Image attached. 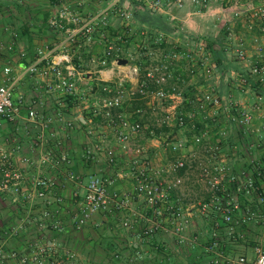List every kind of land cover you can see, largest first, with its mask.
<instances>
[{
    "label": "built area",
    "instance_id": "built-area-1",
    "mask_svg": "<svg viewBox=\"0 0 264 264\" xmlns=\"http://www.w3.org/2000/svg\"><path fill=\"white\" fill-rule=\"evenodd\" d=\"M73 1L58 0L57 14L49 20L52 29L65 35L64 48L75 44L80 38L89 37L99 28L106 29L111 13L116 12L122 19L123 33L114 40L106 36L108 43L99 64L103 68L120 67L118 61L122 50L121 43L124 36L133 34L130 0H109L104 9L85 17L73 11ZM194 2L204 8L208 5V0ZM234 4V18L244 20V25L255 42L252 50H249L244 41L236 48V57L242 65V71L221 74L208 45L200 42L184 50L170 49L161 55L156 64L145 69L137 64L133 65V57L129 55L127 73L119 72L116 80L104 76L99 80L103 83L101 90L104 95L96 101L97 107L103 111L107 125L116 131V145L119 150L131 157L129 171L136 181L135 193L144 199L152 211L151 216L144 218V238L164 231L165 220L169 218L173 224V234L181 242L185 241L183 233L188 228L192 215L186 212L187 209L173 204L171 197L181 189L185 176L190 172L198 175L208 195L206 201L198 203L197 206L191 203L190 208L203 215H208L210 211L218 214L231 237L243 238L237 228L252 224L263 212L264 0H234ZM170 5L171 2L153 0L149 3V9L159 11ZM174 5L181 9L184 1L175 0ZM256 27L259 28V34L255 33ZM13 37L16 39L17 34H13ZM165 42V35L159 33L155 43L162 45ZM14 49L15 43L12 42L0 46V124L5 122L17 127L18 123H22L21 132L31 140L30 156L23 154L24 147L21 143L12 146L9 139L0 142V198L10 201L16 208L15 215L19 216L23 210V214L19 216L20 221L7 232L11 236L29 230L33 225V215L29 209L38 204L44 206L43 219L50 221L52 230L58 232L62 229L61 224L54 219V213L49 206L54 199L58 203L64 200L56 197L59 186L57 176L62 171L60 165H65L68 158L65 153H60L62 142L51 147L49 138H52V119L40 116L34 107H26L24 95L15 94L17 78L13 76V67L4 65V52ZM20 56L25 57L26 53L20 51ZM42 63H45L44 67H40ZM182 63H185L190 78H201L207 83V88L198 92L187 103L183 95L187 80L179 73ZM27 73L40 74L45 80L48 92H60L67 96H75L78 93V83L85 79L84 73L73 63L68 53L48 59L46 51L43 50L38 52V59L28 67ZM221 81L228 87V98L219 93ZM167 87L170 89L166 90ZM86 89L92 92L94 87L89 85ZM238 93L245 98L237 99ZM85 94L83 92V97H86ZM138 100L146 101V109L138 108L130 116L122 112L126 102ZM166 100L171 103H161ZM151 101L158 103H150ZM160 109L162 114L157 111ZM146 111L156 117L155 129H178L193 133L191 139H179L167 144L175 160L161 168L150 163L140 165L139 159L145 149L140 145H132V140L144 129L136 116H142ZM60 121H63L62 118ZM100 150L99 146L94 145L87 153L94 156ZM16 156L20 157V163ZM241 161L243 163L239 164ZM109 162L115 163L114 155L110 154ZM48 167L56 173L55 176L44 174ZM64 176L77 188L74 197H78L80 210L76 221L78 227L84 226L95 214L130 209L131 196L112 191L110 187L113 180L90 175L84 184V177L71 170ZM82 188L84 192L80 195ZM249 201L256 203L254 208L249 206ZM27 206L30 207L29 211H25ZM38 224L42 226L44 223ZM123 226L130 228V220L126 219ZM213 226L210 249L218 251V230L221 222L214 221ZM224 258V254L219 251L211 263L221 264V259ZM225 263L264 264V245L258 243L254 246L253 259L242 256L227 259ZM0 264L84 263L75 252L54 243L48 244L40 238L38 241L29 242L20 251L8 250L5 241H0Z\"/></svg>",
    "mask_w": 264,
    "mask_h": 264
},
{
    "label": "crops",
    "instance_id": "crops-1",
    "mask_svg": "<svg viewBox=\"0 0 264 264\" xmlns=\"http://www.w3.org/2000/svg\"><path fill=\"white\" fill-rule=\"evenodd\" d=\"M152 1H129L133 14V34L124 36L120 59H127L136 46L140 47V50L145 49L146 43L153 48L162 49L164 53L175 48H192L202 42L208 45L212 57H221L226 72L242 71L239 61L233 64L236 48L244 41L249 50H252L255 42L252 40V34L246 29L244 20L234 18V0H208L206 8L199 6L194 0H183L184 6L181 9L175 7V0H163L164 3L171 2V5L159 11L149 9V3ZM57 3L58 0H0V46L15 43L14 51L4 52V65L12 66L13 76L17 78L15 94L24 95L26 107H34L40 116L52 119V138H49L51 147L62 142L60 153H65L68 158L65 165H60L62 171H59L57 176L59 186L56 197L64 200L58 203L54 199L49 206L62 229L58 232L52 230L51 222L43 219L44 206L38 204L31 209L29 206L25 207V211L30 210L33 215V225L29 230L10 236L7 231L20 221L23 210L20 209V217L15 215L16 208L10 201L0 198V241H5L8 250L20 251L29 242L42 238L48 244L54 243L75 252L84 264H212L211 261L219 251L225 257L221 259V264H226L227 259L242 256L253 259L254 246L258 243L264 245V207L261 216L254 223L237 228L243 238L231 237L218 214L210 211L208 215H203L190 208L191 203L197 206L208 198L205 186L195 172L185 176L184 185L171 197L173 204L187 209L188 211H185L192 215L191 222L183 233L185 241L181 242L173 234V224L169 218L165 220L164 231L150 238L142 236L146 226L144 218L151 216L152 211L144 199L136 195V181L129 171L131 157L124 155L117 147L116 131L107 125L103 111L96 104L104 95L101 92L102 83L99 82L102 76L116 80L119 72L127 73L129 70L128 65L103 68L99 64L108 43L106 36L114 40L123 33L122 19L113 12L106 29L99 28L89 37L80 38L75 44L64 48L65 35L49 26L50 18L57 14ZM108 3L109 0H74L72 9L76 14L85 17L101 11ZM258 27L255 28L256 34H259ZM159 33L166 37V42L162 45L155 43ZM13 34H17L16 39ZM40 50L46 51L48 59L54 55L68 53L78 68L88 67L86 61L93 64L86 73L89 75L85 76L83 82L78 83V93L73 96L74 100L71 102H67L68 96L63 93L48 92L45 80L40 74L27 73L28 67L38 59ZM20 51H24L26 56L21 57ZM184 64L179 67V73L187 80V90L192 91L190 98L189 95L186 97L187 102L194 99L198 92L205 90L207 83L203 79L190 78ZM44 66L45 63L40 65ZM1 80L0 71V82ZM83 84L85 87L93 85L94 94L99 95L93 99L87 98L86 94V97H83ZM236 98L243 100L245 97L238 93ZM138 108L144 109V103H126L122 112L130 116ZM161 112L162 110L160 114ZM136 118L144 125L140 135L132 140V145H140L145 149L139 159L140 165L150 163L156 168L168 165L175 160L174 154L168 148L169 143L192 138L193 133L190 131L155 129L156 118L149 111ZM21 128L22 123L15 127L2 122L0 142L9 139L12 146L21 143L24 147L23 154L30 156L31 139L21 132ZM94 145L99 146L101 150L94 156L89 155L87 150H91ZM110 154L115 156L114 164L109 162ZM16 158L19 161L20 157ZM242 163L241 161L239 164ZM69 170L83 176L84 184L90 175L113 180L110 187L112 191L131 196L130 209L95 214L84 226L78 227L76 221L80 210L78 197H74L77 188L64 176ZM44 174L49 177L56 175L49 167L45 168ZM80 190L82 195L84 189ZM248 204L254 208L256 203L249 201ZM126 219L131 222L128 229L123 226ZM214 221L221 222V228L218 230V251L210 249ZM39 222L44 224L39 226Z\"/></svg>",
    "mask_w": 264,
    "mask_h": 264
},
{
    "label": "rangeland",
    "instance_id": "rangeland-1",
    "mask_svg": "<svg viewBox=\"0 0 264 264\" xmlns=\"http://www.w3.org/2000/svg\"><path fill=\"white\" fill-rule=\"evenodd\" d=\"M142 46V45H141ZM146 49H141L140 50V47L138 48L137 46L133 49V51H131V56L133 57V65L134 64H137L139 65L141 68L145 69L146 67H149L151 65H154L158 62V60L161 58V55L163 54V50L160 49V48H153L150 44L146 43ZM149 53H152V55H150ZM145 54V55H144ZM236 57V56H235ZM146 59H148L147 61H145ZM213 60L215 61L214 57H213ZM235 62L233 64H235L236 62H238V59L236 57V59L234 60ZM216 62V61H215ZM86 64H88L89 66L88 67H81L79 68V70L81 72L84 73V75L87 77L89 74H86L88 70H90V68L93 66V64L91 65V62L89 61H86ZM219 72L221 74H226L227 72L225 71V68H222V69H219ZM84 76V77H85ZM201 79V78H199ZM83 87L81 88V90H83L86 95H87V98H90V99H93L94 96H98L99 93H96L94 94V91L93 92H90L86 89L85 85L83 84L82 85ZM187 87L184 86L183 88V95H185L186 91H187ZM219 93L228 98V88L226 86V84L221 81V85H220V90H219ZM189 94H187L188 96ZM185 96V97H187ZM191 95H189V98H190ZM126 103H146V101L144 100H138V101H128ZM150 103H158L156 101H151ZM161 103H170L169 100H166L164 102H161ZM158 112H160V110H157ZM154 118H156L154 116ZM254 223V222H253Z\"/></svg>",
    "mask_w": 264,
    "mask_h": 264
},
{
    "label": "trees",
    "instance_id": "trees-1",
    "mask_svg": "<svg viewBox=\"0 0 264 264\" xmlns=\"http://www.w3.org/2000/svg\"><path fill=\"white\" fill-rule=\"evenodd\" d=\"M210 46H211V45H210ZM211 47H212V46H211ZM214 59H215L217 65H218V68H219V69L225 68V67H224V63H223V60L221 59L220 56L217 55V57H215ZM102 85H103V83H102ZM94 88H95V87H94ZM101 89H102V87H101ZM101 92H102V90H101ZM187 94H192L191 89H188V90L186 91L184 97L187 96ZM73 98H74L73 96H68V98H67V102H71V100H74ZM185 98H186V97H185ZM186 103H187V102H186Z\"/></svg>",
    "mask_w": 264,
    "mask_h": 264
},
{
    "label": "water",
    "instance_id": "water-1",
    "mask_svg": "<svg viewBox=\"0 0 264 264\" xmlns=\"http://www.w3.org/2000/svg\"><path fill=\"white\" fill-rule=\"evenodd\" d=\"M128 64H129V61L127 59H119L118 61V66L120 67L127 66Z\"/></svg>",
    "mask_w": 264,
    "mask_h": 264
}]
</instances>
